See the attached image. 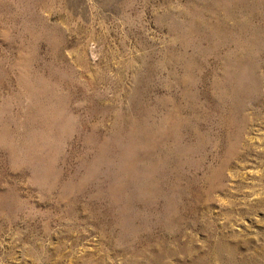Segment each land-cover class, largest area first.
Returning <instances> with one entry per match:
<instances>
[{
    "label": "rangeland",
    "instance_id": "1",
    "mask_svg": "<svg viewBox=\"0 0 264 264\" xmlns=\"http://www.w3.org/2000/svg\"><path fill=\"white\" fill-rule=\"evenodd\" d=\"M84 263L264 264V0H0V264Z\"/></svg>",
    "mask_w": 264,
    "mask_h": 264
},
{
    "label": "bare ground",
    "instance_id": "2",
    "mask_svg": "<svg viewBox=\"0 0 264 264\" xmlns=\"http://www.w3.org/2000/svg\"><path fill=\"white\" fill-rule=\"evenodd\" d=\"M91 262V261H90ZM88 263V262H87ZM85 264V263H84Z\"/></svg>",
    "mask_w": 264,
    "mask_h": 264
}]
</instances>
